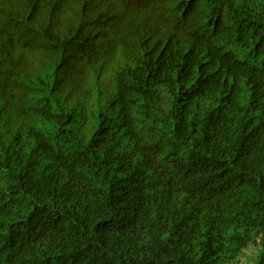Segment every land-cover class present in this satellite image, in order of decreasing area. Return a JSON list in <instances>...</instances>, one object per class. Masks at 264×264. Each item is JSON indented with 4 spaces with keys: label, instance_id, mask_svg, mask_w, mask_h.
Wrapping results in <instances>:
<instances>
[{
    "label": "trees",
    "instance_id": "16d2710c",
    "mask_svg": "<svg viewBox=\"0 0 264 264\" xmlns=\"http://www.w3.org/2000/svg\"><path fill=\"white\" fill-rule=\"evenodd\" d=\"M0 264H264V0H0Z\"/></svg>",
    "mask_w": 264,
    "mask_h": 264
}]
</instances>
